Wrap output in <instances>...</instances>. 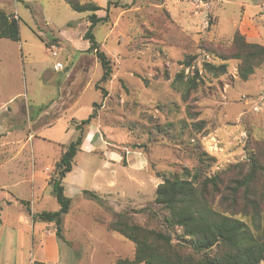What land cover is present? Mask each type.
I'll use <instances>...</instances> for the list:
<instances>
[{"label": "rangeland", "instance_id": "rangeland-1", "mask_svg": "<svg viewBox=\"0 0 264 264\" xmlns=\"http://www.w3.org/2000/svg\"><path fill=\"white\" fill-rule=\"evenodd\" d=\"M109 1L110 22L95 29L101 49L113 62V78L105 85L109 95L102 100L95 87L102 69L83 39L88 13L74 11L64 0H0L8 13L21 18L20 41L0 39V161L13 151L1 145L21 139L20 144H34V151L43 153L45 164L55 165L63 147L77 138L72 121L88 118L92 104H101L91 126L105 144L89 154L81 151L63 181L72 206L63 224L61 251L74 259L73 264L132 259L134 245L106 231L99 220L147 208L138 221L161 227V214L151 215L158 211L156 189L164 178L197 165L196 144L217 158L215 172L244 161L246 147L264 142V68L243 82L238 61L223 62L198 49L203 39L230 40L236 31L264 45V0H95L104 9ZM99 13L106 15L105 10ZM194 56L193 67H186L187 58ZM206 62L227 63L229 74L214 79L204 70ZM58 63L62 67L55 70ZM194 68L206 86L186 102L185 82ZM15 96L17 102L7 112L6 101ZM24 101L30 105L32 122L27 117L16 121L15 109ZM41 108L47 115L38 120ZM195 114L205 122L199 133L193 129ZM42 123L52 124L40 131ZM16 169L12 162L0 171V200L10 193L31 198L32 185L20 183ZM33 187L40 199L38 211L59 210L48 182L37 180ZM83 190L98 193L104 205ZM19 207L15 203L4 208L6 232L18 218ZM49 229L57 238L55 224ZM16 241L21 255L24 238L17 236Z\"/></svg>", "mask_w": 264, "mask_h": 264}, {"label": "trees", "instance_id": "trees-1", "mask_svg": "<svg viewBox=\"0 0 264 264\" xmlns=\"http://www.w3.org/2000/svg\"><path fill=\"white\" fill-rule=\"evenodd\" d=\"M64 1L74 11L88 13L90 25L84 40L89 43L87 52L95 55L102 69L95 87L105 100L109 95L105 85L113 78V62L101 49L95 29L110 22L111 2L104 9L95 0ZM101 10H105V16H98ZM20 20L0 4V39L19 42ZM212 23L209 18L208 25ZM39 38L44 42L42 37ZM45 44L49 48L50 44ZM198 49L223 62L238 61V78L243 82L248 81L257 69L264 68V45L247 40L240 31H236L230 40L206 42L203 39ZM194 60L195 56L188 57L184 65L192 68ZM204 70L214 79L229 74L227 63L206 62ZM185 84L183 99L187 102L205 88L206 80L194 68ZM100 106L95 102L89 117L76 123L77 138L63 147L54 165L49 184L60 205L59 210L42 211L32 216L34 220L55 224L59 240L64 238L63 224L72 206L63 181L76 165V157L82 151L89 127L99 116ZM197 115L192 116L195 119L193 129L199 133L205 128V122L197 120ZM245 150L244 161L213 172L217 158L196 144L193 152L197 165L164 178L156 189L154 203L159 212L152 211L151 215L161 214V227H150L138 221L137 216L149 212L147 208L126 210L109 220L100 219L99 224L106 231L120 235L134 245L133 258H119L115 264H263L264 142ZM123 162L126 163L125 156ZM83 193L104 205L105 199L98 193L88 190ZM174 235L178 237L177 242H174Z\"/></svg>", "mask_w": 264, "mask_h": 264}, {"label": "crops", "instance_id": "crops-1", "mask_svg": "<svg viewBox=\"0 0 264 264\" xmlns=\"http://www.w3.org/2000/svg\"><path fill=\"white\" fill-rule=\"evenodd\" d=\"M101 11L104 12V10ZM98 16L102 17L104 15L99 13ZM52 49L56 48L52 46ZM59 65L62 66L61 63H58L55 67V70L59 69ZM15 98L16 96L6 101V105L8 107L7 112L11 113L12 109L10 105L17 102V99ZM74 105H77L76 102ZM42 109L43 108L40 110ZM29 111L30 105H28L25 101L21 106L18 105L14 113L17 117L16 121L22 122L24 118L27 117L26 119L32 122V119L29 117ZM43 111L44 110L41 111L38 120L43 119L44 115H47ZM74 121L75 120L72 121V125L75 128L76 124L73 123ZM50 124L52 123H42L43 127L40 129V131H42L44 127L50 126ZM5 132H7V130H5ZM15 142L17 144L1 145L2 149H9L13 151H8L10 155L5 156L4 159L0 161V171L7 167L10 163L15 162V164L18 166V169H16V175L20 180V183L26 182L27 184L32 185V195L31 198L28 197L22 199L10 193L8 199H4L6 200V203H3L4 200H0V264H73L72 262L74 259L69 255L66 256V254L62 253L61 251V243L63 240L52 238L53 232L49 228L53 227V223L43 222V224L40 223L41 221L34 220L32 217L33 214L46 211L42 209V211H38L37 204L40 203V199L39 196L34 193L35 189L33 186L37 180H40V182H48L49 184L54 172V161L51 164H45L42 160V157L44 156L43 153L42 155L36 153V151H34V144H20L22 142L21 139ZM102 144H105V142L99 130H97V128L94 126H90L82 146V151L88 154L92 153L95 148L102 146ZM29 145H31L32 148H29ZM5 190L7 189L2 188V191ZM15 203L20 206V214L18 218L10 224L11 228L6 232L7 226L4 223V216L6 213L4 208L9 209L10 207L14 206ZM29 210H31V213ZM3 230L4 234L2 233ZM1 235H3V238H1ZM17 236L24 238L22 246L23 254L21 255L18 254L16 250ZM67 240L70 242L69 246L72 248V241L70 239ZM74 241L75 240H73V242ZM26 251H28V254H26Z\"/></svg>", "mask_w": 264, "mask_h": 264}, {"label": "built area", "instance_id": "built-area-1", "mask_svg": "<svg viewBox=\"0 0 264 264\" xmlns=\"http://www.w3.org/2000/svg\"><path fill=\"white\" fill-rule=\"evenodd\" d=\"M59 67H62L61 65H59Z\"/></svg>", "mask_w": 264, "mask_h": 264}]
</instances>
